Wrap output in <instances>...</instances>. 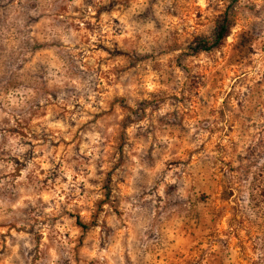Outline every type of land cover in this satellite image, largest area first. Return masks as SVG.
Masks as SVG:
<instances>
[{"label": "clouds", "instance_id": "clouds-1", "mask_svg": "<svg viewBox=\"0 0 264 264\" xmlns=\"http://www.w3.org/2000/svg\"><path fill=\"white\" fill-rule=\"evenodd\" d=\"M0 264H264V0H0Z\"/></svg>", "mask_w": 264, "mask_h": 264}]
</instances>
